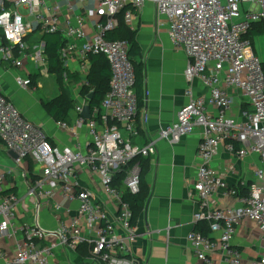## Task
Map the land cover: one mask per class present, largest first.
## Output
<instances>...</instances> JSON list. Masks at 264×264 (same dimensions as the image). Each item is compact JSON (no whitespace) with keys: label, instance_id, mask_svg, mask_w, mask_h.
<instances>
[{"label":"built area","instance_id":"built-area-1","mask_svg":"<svg viewBox=\"0 0 264 264\" xmlns=\"http://www.w3.org/2000/svg\"><path fill=\"white\" fill-rule=\"evenodd\" d=\"M147 2H153L158 14L168 19L172 44L189 58L185 72L190 82L188 103L179 111L177 121L161 131L159 139L175 145L196 129L202 131L195 184L202 208L194 219L208 222L210 231L219 237L191 232L187 237L190 248L203 264H216V253H221L222 263L246 264L242 252L232 246L237 227L250 221L264 235V69L253 42L245 38L255 25L264 28V0H226L225 4L222 0H0V55L24 74L15 78L21 89L31 90L35 75L26 69L30 63L36 69L49 68L44 43L32 46L35 41L31 38L35 37L60 36L59 56L64 67L69 68L72 61L79 63L76 76L80 91L89 87L91 57H105L111 70L109 90L99 107H90V119L81 114L85 106H90L92 92L77 104L78 117L72 125L57 122L59 130L74 137L87 131L89 142L84 150L78 141L74 147L54 146L43 129L26 120L0 91V139L17 157L14 163L30 184L28 195L36 199L37 210L32 225L18 222L19 199L4 192L7 182L2 172L0 241H16L15 258L6 264H51L58 251H75L83 246L101 264H142L132 252L135 234L131 207L113 186L116 176L124 172L128 191L138 194L141 166L137 160L156 154L157 142H135L142 132L136 124L139 103L130 44L109 40L107 34L119 28L120 16L126 24H132ZM90 4L96 19L93 33L87 31ZM246 4L250 8L245 9ZM66 80L72 79L67 76ZM195 80L202 83L207 95L196 96L191 86ZM228 89L239 91L246 100L240 118L233 115ZM222 145L240 159L252 154L261 159L263 166L255 172L247 195L230 187L210 166ZM77 167L99 176L103 189L116 200L115 220L94 192L79 186ZM6 173L13 175V170ZM32 177L34 181L30 182ZM220 190L239 199L242 206L216 209L211 199ZM57 192L65 200L79 202L78 215L70 225L47 230L40 224V210ZM55 208L61 210L58 204ZM249 264H264V255Z\"/></svg>","mask_w":264,"mask_h":264},{"label":"crops","instance_id":"crops-1","mask_svg":"<svg viewBox=\"0 0 264 264\" xmlns=\"http://www.w3.org/2000/svg\"><path fill=\"white\" fill-rule=\"evenodd\" d=\"M92 8V4L87 5L89 33L94 32L96 25L95 16L91 14ZM120 24L136 32V40L144 62L142 103L140 108L138 106L136 118V124L142 136L135 142L139 145H145L150 141L157 142L156 154L146 159L149 161L146 177L149 196L134 228L135 239L132 242V252L142 264H203L190 248L187 241L188 235L194 231L212 239L218 238L219 235L210 231L208 222H195L194 219L202 208L195 193L197 171L200 165L198 148L202 131L196 129L193 134L175 145L159 139L161 131L177 121L179 111L188 103L186 92L190 82L186 79L185 72L189 58L183 50H177L172 44L168 19L158 14L157 6L153 2H147L130 25L126 24L124 18L120 16ZM43 37L31 38L35 41L32 46H39L42 42L46 47ZM3 68L13 70L16 76L24 74L10 67L0 55V91L22 116L41 127L54 146L74 147L78 141L82 146L81 149L84 150L89 142L87 131L82 130L77 137H74L59 130L57 122L47 110L43 109L41 101L37 102V109L30 112L25 102L20 101L11 91V77L5 74ZM67 69L70 75L76 76L80 69L79 63L72 61ZM71 82L74 81L71 80ZM13 83V87L20 92L30 93L21 89L15 81ZM38 83L37 80L35 90H38ZM191 86L197 97L207 95V90L199 80H195ZM228 92L233 101V115L240 118L241 111L247 106L246 100L235 89H228ZM80 93L78 82L75 95L72 96L75 100V109L69 113L68 120L65 121L69 125H72L78 117L76 106L82 102ZM12 154L5 149L0 139V174L2 172L6 174L7 182L4 192L18 196V222L32 225L37 211L36 199L28 195L30 184L20 175ZM137 162H140L141 166V160ZM210 166L226 179L230 187L236 188L243 196L248 194L255 172L263 165L259 156L255 154L240 159L231 153L226 145H222ZM9 169L13 170V175L6 173ZM76 175L79 186L94 192L106 207L110 218L115 220L116 200L103 189L99 176L83 167L76 168ZM33 181L32 177L30 182ZM114 185H120L119 181L114 180ZM113 187L116 189V186ZM56 204L61 206L60 211L56 210ZM211 204L216 209L242 206L239 199L224 195L223 190L211 199ZM78 209L79 202L65 200L57 192L56 197L41 208L40 224L47 230H57L61 224L70 225L71 219L77 217ZM19 238L21 239V235ZM0 246L4 253V256L0 257V264H6L15 258L16 241L1 240ZM232 246L242 252L244 263L249 264L264 255V235L255 223L243 221L237 227ZM214 260L216 264H226L221 262V253H216ZM51 264L101 263L94 260L83 246L75 251H58Z\"/></svg>","mask_w":264,"mask_h":264},{"label":"trees","instance_id":"trees-1","mask_svg":"<svg viewBox=\"0 0 264 264\" xmlns=\"http://www.w3.org/2000/svg\"><path fill=\"white\" fill-rule=\"evenodd\" d=\"M259 34H264V28L261 25H255L245 38L253 42V37ZM107 39L112 41L126 40L130 44L129 56L135 67L136 72V95L138 98L139 108L142 103L143 85H144V62L141 57L139 44L136 40V32L131 31L126 25L119 24V28L107 34ZM43 40L46 43L45 56L49 64V70L53 74H63L70 76L74 82H79L77 76L70 75L69 70L64 67V64L59 56V50L62 46V40L59 35H45ZM31 51V50H30ZM91 70L89 74V87L83 88L81 91L82 97L89 96L90 92L94 94V99L89 103L90 107H99L107 94L110 87L111 70L107 59L103 56L91 57ZM264 69V62H263ZM36 76H32L31 88L37 85ZM45 108L49 115L56 122H65L68 120L69 113L75 109V100L66 91L60 92L59 96L53 100H44ZM141 160V190L138 194H131L124 184L125 173L121 172L116 176L115 181H119L120 185L116 186V190L122 194L123 201L127 202L132 210L131 226L135 228L140 212L145 206L149 196V189L146 177L149 171V161ZM138 161V160H137ZM82 247H79V249Z\"/></svg>","mask_w":264,"mask_h":264},{"label":"rangeland","instance_id":"rangeland-1","mask_svg":"<svg viewBox=\"0 0 264 264\" xmlns=\"http://www.w3.org/2000/svg\"><path fill=\"white\" fill-rule=\"evenodd\" d=\"M223 4L226 3V0H222ZM245 9L250 8V5L246 4L244 5ZM243 11V8H241V12ZM243 14V13H242ZM240 19H235V21H238ZM254 42V50L256 53V56L259 58L261 62H264V34H259L253 37ZM6 68V67H5ZM4 69V68H3ZM27 71L34 72V75L36 76L38 80V90H35L32 88L29 90L28 93L20 92L15 87H13V81H15L16 75L13 70H5V74L10 75L11 82L10 87L11 91L17 96V98L25 102L27 108L30 110V112H34L37 109V102L41 101L42 107L44 110L45 103L44 100H53L59 92L66 90L71 97L74 96V92L76 90V84L78 82H71V80H66L67 76L63 74H53L51 70L40 67L39 69H36L34 64L30 63L29 67H26ZM17 73V72H16ZM40 89V90H39ZM45 95V96H44ZM31 164V168H32ZM34 168V167H33Z\"/></svg>","mask_w":264,"mask_h":264},{"label":"water","instance_id":"water-1","mask_svg":"<svg viewBox=\"0 0 264 264\" xmlns=\"http://www.w3.org/2000/svg\"><path fill=\"white\" fill-rule=\"evenodd\" d=\"M89 98V100H90V102L94 99V94L92 93V94H90V96L88 97ZM85 119H90V117H91V108H90V106H85L84 107V110H83V113L81 114ZM13 156H14V158L16 159L17 157L14 155V154H12Z\"/></svg>","mask_w":264,"mask_h":264}]
</instances>
